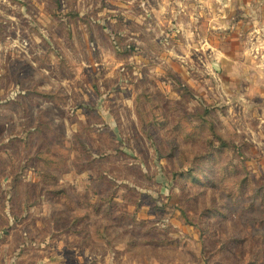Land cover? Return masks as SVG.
I'll list each match as a JSON object with an SVG mask.
<instances>
[{"label":"rangeland","instance_id":"1","mask_svg":"<svg viewBox=\"0 0 264 264\" xmlns=\"http://www.w3.org/2000/svg\"><path fill=\"white\" fill-rule=\"evenodd\" d=\"M0 264H264V0H0Z\"/></svg>","mask_w":264,"mask_h":264}]
</instances>
